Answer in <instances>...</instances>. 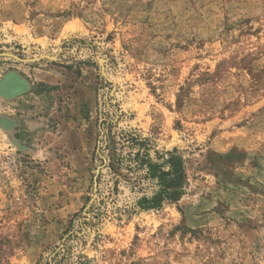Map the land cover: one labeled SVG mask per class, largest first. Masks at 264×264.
Listing matches in <instances>:
<instances>
[{"label": "rangeland", "instance_id": "1", "mask_svg": "<svg viewBox=\"0 0 264 264\" xmlns=\"http://www.w3.org/2000/svg\"><path fill=\"white\" fill-rule=\"evenodd\" d=\"M0 89V264H264V0H0Z\"/></svg>", "mask_w": 264, "mask_h": 264}, {"label": "trees", "instance_id": "2", "mask_svg": "<svg viewBox=\"0 0 264 264\" xmlns=\"http://www.w3.org/2000/svg\"><path fill=\"white\" fill-rule=\"evenodd\" d=\"M138 156L139 155H137V157ZM165 165H168V170L163 169ZM139 166L140 168L146 167L149 177L157 179L160 187L159 191L156 192L153 197H143L139 200L138 206L141 209H157L165 202H178L185 195L188 184V178L185 171V161L183 157L177 154V152L168 153V158L162 165L154 163L151 159H145L139 164ZM57 256L58 254L55 255V257ZM52 264L63 263L53 262Z\"/></svg>", "mask_w": 264, "mask_h": 264}, {"label": "water", "instance_id": "3", "mask_svg": "<svg viewBox=\"0 0 264 264\" xmlns=\"http://www.w3.org/2000/svg\"><path fill=\"white\" fill-rule=\"evenodd\" d=\"M0 91L2 92V91H4V90H1V89H0ZM4 93H5V92H4Z\"/></svg>", "mask_w": 264, "mask_h": 264}, {"label": "bare ground", "instance_id": "4", "mask_svg": "<svg viewBox=\"0 0 264 264\" xmlns=\"http://www.w3.org/2000/svg\"><path fill=\"white\" fill-rule=\"evenodd\" d=\"M9 81H11V80H9Z\"/></svg>", "mask_w": 264, "mask_h": 264}]
</instances>
